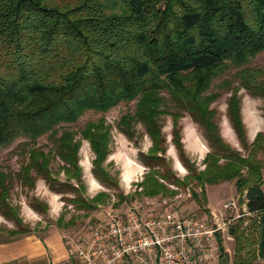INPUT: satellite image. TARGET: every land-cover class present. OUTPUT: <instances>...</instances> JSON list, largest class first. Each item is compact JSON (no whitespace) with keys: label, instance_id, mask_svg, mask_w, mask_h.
Returning <instances> with one entry per match:
<instances>
[{"label":"trees","instance_id":"16d2710c","mask_svg":"<svg viewBox=\"0 0 264 264\" xmlns=\"http://www.w3.org/2000/svg\"><path fill=\"white\" fill-rule=\"evenodd\" d=\"M262 51L264 0H0V147L19 136L26 139L20 147L25 161L18 170L0 167V214L15 225L7 233L31 230L8 198L15 181L33 188L42 178L50 191L70 194L62 200L85 217L107 201L106 191L84 196L78 154L82 140L88 141L93 176L117 189L118 177L103 165L111 125L103 116L77 131L67 125L88 110L105 113L134 101V111L122 114L116 127L133 140L141 124L151 145L138 157L149 171L136 184L140 190L117 194L118 204L174 193L167 184H193L200 189L192 191L193 199L202 206L206 185L234 180L246 210L228 225L231 258L216 233L217 264H254L264 258L263 175L257 157L264 154V132L247 141L238 94L243 88L264 100V68L248 66ZM231 68V77L213 83ZM221 90L230 91L226 115L246 155L220 134L212 103ZM185 114L208 147L202 169L186 155L181 140L179 119ZM162 115L171 117V141L188 171L182 178L165 159ZM45 134L51 142L47 151L36 145ZM29 205L39 213L48 208L36 198ZM74 220L59 215L55 222L67 227Z\"/></svg>","mask_w":264,"mask_h":264},{"label":"rangeland","instance_id":"374dc122","mask_svg":"<svg viewBox=\"0 0 264 264\" xmlns=\"http://www.w3.org/2000/svg\"><path fill=\"white\" fill-rule=\"evenodd\" d=\"M248 66H256L264 68V51L257 54V56L251 60ZM231 70L218 77L213 83H217L224 77H231L233 73ZM234 85H238V82H233ZM214 89V88H213ZM230 91H222L220 97L212 103V106L216 109V122L218 123L220 134L231 147L240 151L243 155H246L247 151L242 147L235 132L233 131L228 117L226 115V99L229 96ZM238 94L241 97V106L244 111V117L246 122L249 123L250 110L256 108V113L261 117L262 125L258 127V132H264V113L262 107L264 100L260 97L251 96L245 89L240 88ZM135 102H120L116 106L112 107L105 113L96 112L93 110L86 111L75 123L67 125L68 128L79 130L89 120H97L103 116L106 122L111 125V143L110 152L104 161L103 165L108 166L109 173L118 177L119 186L117 189L106 188L98 179H96L92 172L91 160L93 153L91 152L88 141L82 140L79 149V164L82 168V179L85 186L84 196L90 198L100 191H106L109 197L105 203H100L99 206L88 216L85 217L83 211L76 210L72 204L63 201L61 197L70 196L68 193L60 194L50 191L42 178H37L33 188L20 185L17 181L13 183L9 191V201L13 206L19 208V214L23 219V223L30 227H36L38 230L47 229L51 225H56V219L59 215H63L64 221H68L71 216L75 218L74 224L67 227H60L66 237V239H72L77 243H82L87 238V230L93 224V218L101 210H108L110 208H119L122 205L125 207H131L140 213L148 212L149 214H155L166 210H176L182 215H194L199 218L206 217L210 225L217 226L219 229L216 231L222 238V243L225 251L230 258L233 254V238L227 232L228 225L235 217H238L239 212L245 211L243 205L239 199H241L235 190L234 180L221 181L214 184L205 186L206 192V204L199 206L193 199L192 191L200 193L199 187L189 184L187 186L177 187L174 184H167L169 189L175 191L172 194L156 195L152 197H135L131 202H117V194L122 192L123 194L133 193L134 190H140L141 187H137L136 184L143 180L144 173L149 171V167L144 166L139 159L138 155L140 151H146L151 145L149 137L144 133V129L140 123H137L135 129L137 130L136 137L133 140L127 139L121 134L117 127V121L119 117L126 112L134 111ZM162 123V132L165 136V159L168 163V167L174 173L175 176L182 178L188 173L186 167L181 163L178 158L177 151L171 141L172 139V121L168 115H162L160 118ZM181 127V140L186 152V155L195 162L199 169L204 167L202 159L204 154L208 151V147L205 139L202 136L200 128L191 120L189 115L185 114L179 119ZM247 128H245L246 131ZM78 137V136H77ZM247 137V136H246ZM26 139L19 136L14 139L9 145L0 147V167L3 171H17L21 162L25 161V156L20 152L21 145ZM248 142L252 140L248 137ZM36 145L41 146L47 151L51 145V142L47 138V134L38 138ZM257 157L262 161V175L264 190V154L258 153ZM58 159L52 162V167H57ZM61 179L64 178L62 172L58 175ZM38 199L49 204L47 210L43 213H39L30 207V201L32 199ZM229 200L236 202V207L224 209L223 203ZM118 204V205H116ZM214 210L211 214L210 210ZM215 217V218H214ZM215 219L216 222L213 220ZM15 225L12 221L5 219L0 214V240L6 239L9 234L7 229H13ZM214 257L211 258L206 264H217L218 260V248H217V234H215L214 245ZM254 264H260L258 260Z\"/></svg>","mask_w":264,"mask_h":264},{"label":"built area","instance_id":"2783aa9c","mask_svg":"<svg viewBox=\"0 0 264 264\" xmlns=\"http://www.w3.org/2000/svg\"><path fill=\"white\" fill-rule=\"evenodd\" d=\"M236 206L234 200L223 203L225 210ZM218 229L205 216L176 210L110 208L82 243L73 244L70 264H206L215 255Z\"/></svg>","mask_w":264,"mask_h":264},{"label":"crops","instance_id":"0c3cea01","mask_svg":"<svg viewBox=\"0 0 264 264\" xmlns=\"http://www.w3.org/2000/svg\"><path fill=\"white\" fill-rule=\"evenodd\" d=\"M255 109L250 110L249 123H247L241 106L242 120L247 128L246 136L251 140L258 132L257 128L262 125L261 117ZM125 205L120 208H124ZM105 212L106 209L101 210L94 216L93 224L87 230V236L91 227L105 218ZM210 212L213 214L214 210ZM30 229L29 232L9 235L6 239L0 240V264H70L75 260L70 256V250L77 242L66 239L60 227L51 225L45 230L44 227L43 230H38L34 226ZM258 262L264 264V258L259 259Z\"/></svg>","mask_w":264,"mask_h":264}]
</instances>
